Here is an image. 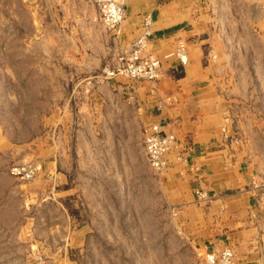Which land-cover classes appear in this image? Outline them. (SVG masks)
<instances>
[{"label": "crops", "instance_id": "1", "mask_svg": "<svg viewBox=\"0 0 264 264\" xmlns=\"http://www.w3.org/2000/svg\"><path fill=\"white\" fill-rule=\"evenodd\" d=\"M145 15L152 19L147 50L161 59L155 85L100 78L114 32L93 0H0L1 141L39 161L34 182L48 188L41 197L57 202L58 212L61 196L85 194L77 179L56 188L73 165L89 181L98 161L125 163L158 178L164 212L176 215L201 261L230 246L232 264H264V203L253 184L264 163V114L253 106V87L264 94V0H126L119 46L137 36ZM151 123L175 135L159 175L142 141ZM195 190L208 200L199 203ZM54 215L42 224L59 225ZM93 224L69 228L61 241L46 233L44 256L55 264L66 244L80 248Z\"/></svg>", "mask_w": 264, "mask_h": 264}, {"label": "rangeland", "instance_id": "2", "mask_svg": "<svg viewBox=\"0 0 264 264\" xmlns=\"http://www.w3.org/2000/svg\"><path fill=\"white\" fill-rule=\"evenodd\" d=\"M253 88L254 96L258 97L253 103L254 110L264 114V94L258 87ZM0 110V264H52L44 256L48 253L47 246H41L46 233L57 234L61 237L59 241L68 239L70 229L82 228L90 219L94 223L87 230L90 240L80 248L66 244L55 264H205L204 258L200 259L204 253L189 245L176 215L164 212L158 178L154 183L147 173L138 174L125 163L105 168L98 161L89 181H82L87 176L73 165L71 178L67 176L66 182L56 188L66 189L77 179L79 192L85 194L61 196L58 212L57 202L41 197L48 188L38 187L34 182L42 170L39 161L1 141L6 129L2 125L3 108ZM261 123L264 125V121ZM22 165L40 168L32 179L26 180L11 173L12 168ZM257 176L256 188L262 193L264 163ZM155 191L156 197L152 195ZM26 207L32 209L25 211ZM48 213H55L54 220L59 225L42 224L41 218L48 219ZM46 244L58 251L63 249V243L57 241Z\"/></svg>", "mask_w": 264, "mask_h": 264}, {"label": "built area", "instance_id": "3", "mask_svg": "<svg viewBox=\"0 0 264 264\" xmlns=\"http://www.w3.org/2000/svg\"><path fill=\"white\" fill-rule=\"evenodd\" d=\"M93 2L98 9L102 23L114 32L110 63L102 67L100 78L111 79L123 76L155 85L162 77V69L161 59L147 50L151 35V17L149 15L143 17L139 33L123 48L119 46L118 36L124 19L126 0H93ZM175 54L182 64L186 63L184 45H179ZM142 141L147 164L156 173H161L167 165L166 155L175 145V135L164 133L159 123H151L142 128ZM39 168V165L15 166L11 169V173L28 180L35 176ZM253 184L255 187L258 186L255 182ZM195 194L199 203L206 202L209 198L202 190H195ZM259 200L264 203V192L260 193ZM233 256L232 247L225 246L218 253H206L204 260L205 264H232Z\"/></svg>", "mask_w": 264, "mask_h": 264}]
</instances>
